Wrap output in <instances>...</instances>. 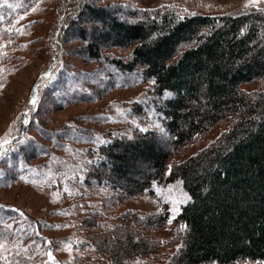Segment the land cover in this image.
I'll return each instance as SVG.
<instances>
[{"label":"trees","instance_id":"1","mask_svg":"<svg viewBox=\"0 0 264 264\" xmlns=\"http://www.w3.org/2000/svg\"><path fill=\"white\" fill-rule=\"evenodd\" d=\"M37 1L7 0L13 5L7 6L8 11L24 13ZM102 1L53 0L50 11L55 13V22L49 28L51 40L60 52L63 40L85 43L86 53L82 56L96 63L92 71L82 73L91 85L106 82L102 85L109 88L113 84L151 82L150 96L131 104L129 114L139 116L153 111L159 115L161 129L138 127L130 136H116L102 143L83 185L116 187L102 172L105 164L122 162L124 147L136 153L149 151L154 160L153 170L137 184L136 190L148 188L153 181L166 184L180 179L189 194V200L172 220L179 247L166 264H264V9L193 15L174 8L135 9L125 5L129 19L107 23L105 28L107 32H122L123 39L94 44L87 34L104 29V12L122 3ZM7 18L0 19L2 37L14 28H7ZM89 20L100 25L87 26ZM126 47H132L126 56L113 57L108 51ZM202 69L203 76H198ZM59 75L45 87L53 97L80 79L70 69H60ZM88 92L85 94L92 96ZM24 119L21 135L30 128L45 132L37 111ZM216 127L218 133L196 153L180 162H170L185 144L199 142ZM161 136L169 140V147L153 154L149 142ZM22 143L13 152L15 156H5L11 167H18L14 166L16 154L21 161L25 152L29 151V159L43 152L40 150L44 145L34 138H26ZM21 153L24 157L19 156ZM29 159L24 162L27 164ZM4 209L6 213L19 211ZM96 214L85 218L84 225L94 226ZM127 215H121L123 228L116 225L90 235L94 250L110 257L108 264L123 263L126 258L147 255L156 248L142 233L144 228L134 225L133 220L138 219ZM168 217V210L163 209L148 216L146 223L163 225ZM1 225L2 222L0 239L5 236ZM124 229L129 231L127 236ZM116 234V242L125 246L124 253L121 246L106 250L109 236ZM168 245L173 248L172 241Z\"/></svg>","mask_w":264,"mask_h":264},{"label":"rangeland","instance_id":"2","mask_svg":"<svg viewBox=\"0 0 264 264\" xmlns=\"http://www.w3.org/2000/svg\"><path fill=\"white\" fill-rule=\"evenodd\" d=\"M107 1L102 2L106 4ZM116 1L122 3L102 15L106 23L104 29L87 34L92 43L104 44L115 38L123 39L122 32L114 29L107 32L105 28L107 23L129 19L125 5L135 9L174 8L188 14L232 13L244 10L246 3H249L248 8L264 9V0L256 6L250 0ZM52 2L38 0L24 13L17 14L8 11V3L0 0L4 5L0 7V19L8 17L7 28L14 27L18 35L10 29L12 33L9 32L7 37L0 36V144L3 145L0 147V174L3 173L0 177V205L19 210L6 213L4 207L0 208L1 228L5 234L0 239V264H94L92 260L108 264L110 257L102 253L103 257L94 250L90 235L116 225H123V228L124 217L121 215L126 213L138 219L133 220L134 225L144 228L142 233L155 243L156 248L149 251L153 253L126 258L117 264H166L179 247L172 220L189 200L180 179L166 184L153 181L148 188L136 190L137 184L153 170L154 160L149 151L147 155L124 147L122 162L105 164L102 169L104 176L113 180L116 187L83 185L87 170L98 158V148L102 143L116 136H130L138 127L161 129L159 115L153 111L139 116L129 114L131 104L150 96L152 83L113 84L105 88L102 84L106 82L97 81L91 85L92 82L82 73L92 71L96 63L82 56L86 53L85 43L63 40L60 52L51 40L49 28L55 22V13L50 11ZM86 25L94 27L100 23L89 20ZM131 49L112 48L108 51L113 57H121L128 55ZM60 69L73 70L80 79L76 85L57 92L58 97H53L45 87L50 80L57 76L60 78ZM45 75L48 78L42 79ZM197 75L203 76V69ZM86 91L93 97L85 94ZM33 97L37 101L35 105L30 103ZM33 110L37 111L45 132L30 128L21 135L24 118ZM218 131L219 127L213 128L199 142L185 144L170 162H180L193 155ZM26 138H34L44 145L40 150L42 154L37 153V157L29 159V154L26 155L29 151L23 153L25 157L21 153L19 156L24 157L21 161L16 154L18 159L14 160V166L18 167H11L5 156L18 151V146ZM5 140L9 143L4 144ZM149 143L153 154L169 147V140L163 136ZM25 159H29L27 164ZM107 205L110 206L107 208ZM163 209L169 213L167 222L163 225L146 223L148 216ZM94 213H98L95 215L96 224L88 228L84 225L85 218L94 217ZM152 219L156 221L155 217ZM124 230L122 232L127 236L129 231ZM118 238V234L109 236L107 251L121 246L116 242ZM169 241H172V249ZM123 246L121 249L125 252Z\"/></svg>","mask_w":264,"mask_h":264},{"label":"snow or ice","instance_id":"3","mask_svg":"<svg viewBox=\"0 0 264 264\" xmlns=\"http://www.w3.org/2000/svg\"><path fill=\"white\" fill-rule=\"evenodd\" d=\"M7 2V0H5V3ZM260 2V0H250V3L253 5V6H256V4H258ZM4 5L3 4H0V7H3ZM8 7H13V5H11V4H8L7 5ZM249 7V3H246L245 5H244V8L245 9H247ZM33 10H35V9H33ZM193 15H195V13H192ZM48 78V76L47 75H45V77H42V79H47ZM36 99H35V97H33V99L30 101V103L31 104H33V105H35L36 104ZM4 144H7V143H9V141H7V140H5L4 142H3ZM3 145L2 144H0V147H2ZM4 206L3 205H0V208H3ZM49 255V259L51 260L52 259V256H51V253H49L48 254Z\"/></svg>","mask_w":264,"mask_h":264}]
</instances>
